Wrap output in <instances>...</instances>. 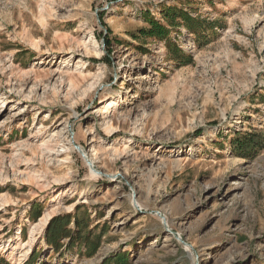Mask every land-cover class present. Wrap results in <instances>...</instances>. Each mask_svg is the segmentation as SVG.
I'll return each mask as SVG.
<instances>
[{"label":"rangeland","instance_id":"374dc122","mask_svg":"<svg viewBox=\"0 0 264 264\" xmlns=\"http://www.w3.org/2000/svg\"><path fill=\"white\" fill-rule=\"evenodd\" d=\"M0 264H264V0H0Z\"/></svg>","mask_w":264,"mask_h":264},{"label":"bare ground","instance_id":"6f19581e","mask_svg":"<svg viewBox=\"0 0 264 264\" xmlns=\"http://www.w3.org/2000/svg\"><path fill=\"white\" fill-rule=\"evenodd\" d=\"M114 101L112 102H109L107 105L104 106V108H109V107H113V104ZM107 110V109H106ZM15 115H20V113L16 114ZM91 175L94 176V177H97V175L95 173H93L92 171H90ZM53 213H54V210H51L49 212H47L42 218H41V225H45L47 223V221L49 220L50 217L53 216ZM39 224V223H38ZM35 240V236H31L30 239L27 241L28 244L32 243L33 241ZM28 250V249H27ZM26 250V253H28V251ZM14 252V251H13Z\"/></svg>","mask_w":264,"mask_h":264},{"label":"trees","instance_id":"16d2710c","mask_svg":"<svg viewBox=\"0 0 264 264\" xmlns=\"http://www.w3.org/2000/svg\"><path fill=\"white\" fill-rule=\"evenodd\" d=\"M166 31L165 29V26L160 24V23H151V29L147 32H149L150 34H159V35H162L164 34V32ZM240 144L241 146H243L244 144H241V143H238ZM56 216L52 217L51 219H55Z\"/></svg>","mask_w":264,"mask_h":264}]
</instances>
